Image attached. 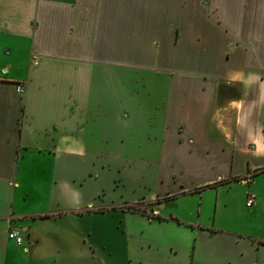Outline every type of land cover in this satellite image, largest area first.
<instances>
[{
  "label": "crops",
  "instance_id": "1",
  "mask_svg": "<svg viewBox=\"0 0 264 264\" xmlns=\"http://www.w3.org/2000/svg\"><path fill=\"white\" fill-rule=\"evenodd\" d=\"M259 174L264 0H0V264H242Z\"/></svg>",
  "mask_w": 264,
  "mask_h": 264
},
{
  "label": "rangeland",
  "instance_id": "2",
  "mask_svg": "<svg viewBox=\"0 0 264 264\" xmlns=\"http://www.w3.org/2000/svg\"><path fill=\"white\" fill-rule=\"evenodd\" d=\"M257 177H258L257 182L255 186H253L254 188L253 193L256 194V197H257L256 200H259V202L258 204L257 203L254 204V208L245 207L246 206L245 203L247 201L245 191L248 189L241 187L239 185V182H230L229 184H226L225 187H221L219 189V195H220L219 201L221 204L222 203L226 204V207H225L226 209L224 208L225 209L224 214H228V216L225 218V220L229 222L228 224H230V226H227V227L231 228L235 232H241L242 234H244L245 236L249 238H257L258 240L264 241V178L261 174H259ZM104 184L105 182L103 183V185ZM135 209L144 211L143 208L137 205H135ZM231 218L233 219V222L230 221ZM26 228L27 230L25 233H23L22 230L20 231L21 234L25 236H27V234L30 233V229L28 227ZM223 239H224L223 235H219L217 237L211 238V240H213V243L220 242ZM213 243L205 244L206 249L212 250ZM239 245H238L239 248H241V247H246V245L248 244L245 242H240ZM251 247H252L251 250L245 253V256H244L245 261L243 260L244 257L242 256L243 257L242 258L240 256L241 257L240 259L242 260V264H247L251 260L255 262L256 257L259 258L258 262L261 261L262 257L264 258V250L260 252L256 249V247H253L252 245ZM234 249H235L234 244H231L230 250H234ZM88 250H89L88 248L83 247V244H81V251L87 253ZM212 252H209L208 254H212ZM77 259H79V261H75V264H95L96 263V261H94L93 259H86V260L84 258H77ZM20 260H21V263H25V260L23 258H21ZM65 264H72V263H68V260H67Z\"/></svg>",
  "mask_w": 264,
  "mask_h": 264
},
{
  "label": "built area",
  "instance_id": "3",
  "mask_svg": "<svg viewBox=\"0 0 264 264\" xmlns=\"http://www.w3.org/2000/svg\"><path fill=\"white\" fill-rule=\"evenodd\" d=\"M254 199L255 197L252 194L250 193L247 194V202H246L247 207H250L253 204ZM6 237L8 240H13L18 245H20L22 242V238L19 234V231L16 228H9Z\"/></svg>",
  "mask_w": 264,
  "mask_h": 264
},
{
  "label": "trees",
  "instance_id": "4",
  "mask_svg": "<svg viewBox=\"0 0 264 264\" xmlns=\"http://www.w3.org/2000/svg\"><path fill=\"white\" fill-rule=\"evenodd\" d=\"M129 209H134L133 207L129 208Z\"/></svg>",
  "mask_w": 264,
  "mask_h": 264
}]
</instances>
